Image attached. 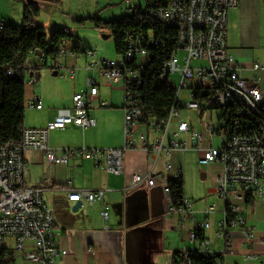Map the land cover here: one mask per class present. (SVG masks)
<instances>
[{"label":"built area","instance_id":"built-area-1","mask_svg":"<svg viewBox=\"0 0 264 264\" xmlns=\"http://www.w3.org/2000/svg\"><path fill=\"white\" fill-rule=\"evenodd\" d=\"M130 2L131 0H124ZM240 0H145L139 7L156 18L166 27L176 30L175 49L164 61L160 76L162 83L177 87V94L168 116L152 119L146 126L154 132L150 138L141 132V115L133 87L143 84L144 67L151 60L150 46L159 45L155 37L139 36L128 42L126 52L117 58L97 56L93 49L76 50L66 42L56 61V69L68 68V75L74 78L76 67H67L61 61L68 55L77 58L84 52L88 58L96 61L87 65V69H99L108 85L121 84L124 91V146L122 148H75L57 150L49 144L51 129L75 125L85 130L95 125L90 115L92 103L99 92V83L94 75L85 80L86 89L73 95L72 106L57 110L54 120L46 127L22 128V139L0 144V243L11 240L13 247L7 248V264H65L69 251L56 241L52 210L43 200L45 188L42 185H27L28 165L25 153L29 149L43 152L50 167L66 165L71 159H90L96 165H107L115 174L123 172V161L128 149L137 147V138L141 147L149 156L146 178L149 188L156 185L157 179L171 203V213H179L180 222L186 219L194 222L189 238L196 243L193 248L184 247L175 257L181 264H194L195 255H200L215 264H224L222 256L232 253V247L217 250L205 230L211 222L195 220L196 211L193 202L182 196L178 205L172 203L166 172L172 164L168 157L174 150L193 148L202 151L200 164L219 162L223 171L217 178L215 194L218 199H227V219H218L216 235L220 239L231 240L230 228H240L249 238L248 245L256 237L255 227L248 224L247 211L250 203L264 196V92L258 75L246 78L243 64L231 53L228 46V13L239 6ZM3 24L0 23V27ZM45 58L40 57V62ZM193 62L199 63L193 65ZM254 73L264 69L260 61L248 66ZM179 76V84L173 83L172 76ZM186 98H181L182 93ZM201 94L210 118L204 123V132L195 129L183 118V110L200 114L201 104L197 95ZM232 98L249 101V108L233 107ZM32 105L42 108V99L33 96ZM106 107L108 103L100 102ZM213 110L221 113L215 119ZM203 116H200L202 118ZM176 128L170 131L173 121ZM189 136V142L181 139ZM217 137L219 147L211 141ZM207 145L204 146V141ZM166 157L164 171L154 173L158 161ZM178 174L175 179H179ZM68 198L71 201H85L88 205L104 202L105 189H71ZM251 201V202H250ZM217 204L208 205L203 213L210 216L217 212ZM101 215L105 221L109 218V207L104 206ZM251 240V243H250ZM260 242L264 244V235ZM15 251L20 255H16ZM247 259L254 260L260 255L253 251Z\"/></svg>","mask_w":264,"mask_h":264},{"label":"crops","instance_id":"crops-1","mask_svg":"<svg viewBox=\"0 0 264 264\" xmlns=\"http://www.w3.org/2000/svg\"><path fill=\"white\" fill-rule=\"evenodd\" d=\"M69 1L75 2L74 5L77 7L70 8ZM86 1L0 0V22L23 23L24 6L29 2H35L41 9L36 19L38 24L46 26L50 31L55 26H66L74 33L77 28L76 19L91 14L92 12L89 11H99L98 0L93 4L90 3V10L83 9ZM131 2L132 0L129 3ZM48 7L51 11L49 13L56 17L55 20L51 14L43 17L42 14ZM71 9L75 10L71 11ZM263 23L264 0H240L239 6L228 13L229 49L243 64L245 69L243 75L246 78L250 79L254 75L260 77L261 89L264 92V69L254 73L248 68L254 61H260L264 65V34L260 29ZM73 44L78 45L80 50H94L90 46L83 48L79 40H74ZM94 51L97 56L102 55L97 50ZM32 55L37 58V55L31 54L28 67H32L38 61H33ZM96 58H88L83 51L77 58L70 55L62 58L61 61L65 62L67 67H76L74 78L69 77L68 68L63 71L56 69L54 59L52 65L49 59L46 61V66L41 67L39 79L35 76L30 77L32 72L26 75L24 127L27 128L46 127L54 120L58 109L71 107L73 95L86 89L85 80L88 75H94L99 83L98 95L90 109L95 125L85 130L72 124L64 128L51 129L49 144L54 149L61 151L82 147L106 149L124 146L123 87L121 86L123 102L109 104L110 98L102 97L103 86L113 89L115 85H108L99 69L86 68L88 64L95 62ZM33 96L42 99L41 109L32 105ZM101 101L107 102L112 108L101 109ZM29 114H34L33 119H29ZM190 123L195 129L204 132V124L201 123L200 126V123L198 125ZM175 128L176 121L171 125L170 131ZM140 131L145 132L150 138L155 137L154 132L146 126H141ZM181 138L189 142L188 135H182ZM137 142L136 148L125 152L123 172L120 174L113 173L105 164L99 166L90 159L82 158L71 159L66 165L57 164L50 167L42 151L29 149L25 153L28 165L26 183L42 185L45 188L43 200L53 212L56 241L68 249L69 255H74L78 264H174L175 253L179 249L196 246V243L189 238L194 222L186 219L181 223L179 213H171V203L160 180L157 179L156 185L149 188L145 176L149 156L141 147L139 136ZM203 145H207L206 139ZM188 150H174L168 157L172 168L166 172L167 180L174 179L178 174L183 175L184 197L193 202V209L196 211L195 220L202 222L208 218L212 221L211 227L205 230V235L211 239L217 250L232 247V237L231 240H224L216 235L218 219L217 216L215 217L216 213L210 216L203 213L205 203L211 201L212 193L215 192L217 178L223 171V165L219 162L200 164L196 162V158L194 163L192 161L195 168L199 165H208L211 184L208 190L201 189L196 194L190 187L188 172L184 167L187 166L188 169L191 166L190 161L186 159L187 153L196 152L195 154L200 157L202 151ZM165 160L166 157L163 156L158 161L154 169L155 174L164 171ZM202 173L205 179V173ZM97 188L105 189L104 202L88 205L85 201H71L68 198L71 189ZM198 198H202V201L197 204ZM78 203L79 208L75 210L74 207ZM216 204L219 207L218 202ZM104 206L109 207L107 221L101 215ZM223 210L220 211L224 213ZM247 216L248 224L255 227L256 237L251 245H243L241 248L245 250L251 247L250 252L260 253L254 260H262L264 244L260 239L264 232L257 231L256 222L264 221V196H259L250 203ZM229 230L231 236L243 235L240 228ZM229 255L238 254L225 253L222 256L224 264H242L238 256L229 257L232 259L226 263V256Z\"/></svg>","mask_w":264,"mask_h":264},{"label":"trees","instance_id":"trees-1","mask_svg":"<svg viewBox=\"0 0 264 264\" xmlns=\"http://www.w3.org/2000/svg\"><path fill=\"white\" fill-rule=\"evenodd\" d=\"M41 9L35 2H29L24 6L22 24H3L0 27V144L22 139V128L25 122V85L28 72L35 73L40 66L28 67L31 54L45 58L46 61L56 59L66 42H70L76 50L81 48L73 44L79 38L69 27L55 26L50 35L46 26L36 22ZM88 20L95 26L111 34L115 40L118 56L126 52L128 42L136 40L139 36L155 37L160 41L159 45L150 46L151 60L144 67L143 84L133 87L135 98L141 110L139 123L147 126L152 119H162L168 116L169 110L176 94L175 86H168L160 80L163 72L164 61L174 52L176 43V30L166 27L156 18L143 11L139 5L134 7L130 15L104 20L97 15L89 18L76 19L75 22L85 24ZM203 116L206 108L202 95L198 94ZM124 105V104H123ZM172 203L178 205L184 195V179H169ZM251 202V201H250ZM8 249L0 246V264L6 263ZM176 255V253H175ZM194 264H215V259L209 261L200 255L193 258ZM174 264H181L175 257Z\"/></svg>","mask_w":264,"mask_h":264},{"label":"rangeland","instance_id":"rangeland-1","mask_svg":"<svg viewBox=\"0 0 264 264\" xmlns=\"http://www.w3.org/2000/svg\"><path fill=\"white\" fill-rule=\"evenodd\" d=\"M76 1V0H74ZM96 2V0H87L86 4L83 5V9L85 10H90V3H94ZM69 6L70 8H72V6H74L75 8L77 7L75 4V2L69 1ZM98 4H99V11L98 12H93V11H89L92 12L91 14L88 15H82L80 18H89V17H94V16H98L99 18H102L104 20H113V19H117L120 17H123L125 15H130L133 13L134 11V7L135 5H144L145 4V0H132L131 3L126 2L124 0H98ZM85 6V7H84ZM75 9H71V11H73ZM50 8L48 7L44 12H43V17H47L49 16L51 13ZM85 13V11H84ZM52 15V14H51ZM53 16V15H52ZM54 17V16H53ZM56 17H54L55 20ZM62 20V19H61ZM63 22L65 21L62 20ZM77 24V28L74 30V33L76 34V36L79 38L78 40L80 41V44L83 46V48H85L86 46H90L93 47L94 50H97L99 54H102L103 56L109 57V58H117L118 54L116 53V46H115V40L113 36H110L108 38H104L102 34L107 33L104 30H101L99 28H97L95 26V24L88 20L85 24H79L77 22H75ZM22 24V23H21ZM54 24V23H53ZM262 29V34H264V23L262 24L261 28ZM51 31L48 29V34L50 35ZM31 59L34 61H37V63H35V65L33 66H40V67H44L43 63L40 62V57L37 56V58L35 56H31ZM32 61V62H33ZM54 60L50 59V64L52 65V62ZM195 64H199L196 62H193V65ZM32 66V67H33ZM172 80L173 83L175 84H179V76L177 74L172 76ZM65 81H68L65 79ZM121 84H116L114 86V88L112 89L111 87H107V86H103L102 87V97L103 98H110L111 102L109 104H115L118 102H123L122 98H121ZM124 93V91H123ZM186 98V94L183 92L181 95V98ZM124 103V102H123ZM108 109V108H112L111 105H108L107 107H101V109ZM97 110V109H95ZM94 110V111H95ZM220 111L219 110H213L212 116L213 118H217L220 115ZM183 118L188 120L189 122H193L194 124L200 123L199 125L201 126L202 124H204L203 122L208 121V119L210 118L209 114H205L202 118L199 117L198 112L196 111H188V110H183ZM34 114H29V119H33ZM175 121V120H174ZM174 121L172 122V125L174 123ZM202 123V124H201ZM182 139V138H181ZM211 144L214 147H219L220 146V141L217 137H214L211 141ZM197 151L193 148H190L188 151ZM196 153V152H195ZM194 152H189L186 154V159L190 161V167L187 166L184 167L185 171L188 172V182L190 184V187H192L193 191L197 194L199 192V190L201 189H205L208 190L209 186L211 185L209 182V170H208V165H199V167L197 166V168H195L194 166V160L196 158V162L198 163V154H195ZM193 161V163H192ZM186 172V174H187ZM202 172L205 173L206 178L203 179L201 177ZM197 204L200 203L202 201V198H198ZM218 202L219 207L215 217L217 216V218H224V213L220 210H222L223 206H224V200L222 199H218L215 193H212V199L210 202L205 203L206 205L204 206V209L208 206V205H212ZM203 209V210H204ZM214 213V214H215ZM212 215V214H211ZM202 217L204 218V216L202 215ZM217 219V221H218ZM205 220V219H204ZM216 221V222H217ZM212 223V221H210ZM256 228L257 231L259 232H264V221L258 220V222H256ZM232 237V248L234 249V254H238V255H229L226 256V263H229V260L232 258L229 257H234V256H238L240 257L239 259L242 261V264H264V256L262 257V260H249L247 259V254L252 250L251 247H249L248 249L242 250L241 246L243 245H247L249 242V238L245 235H240V234H234L231 236ZM253 241V240H252ZM11 240H6L2 243H0L1 247H7V248H12L13 244L11 243ZM251 243V240H250ZM218 246H220V243L218 242ZM16 255H20L18 252L15 251ZM31 264V263H29Z\"/></svg>","mask_w":264,"mask_h":264},{"label":"water","instance_id":"water-1","mask_svg":"<svg viewBox=\"0 0 264 264\" xmlns=\"http://www.w3.org/2000/svg\"><path fill=\"white\" fill-rule=\"evenodd\" d=\"M102 35H103L104 38H108V37L111 36V34H107V33H104ZM36 55L40 56V53H36ZM34 76L36 77V79H39V71H37L36 73H31L30 74V77H34ZM201 177L204 178V174L203 173L201 174ZM79 205L80 204L78 203V205H76L74 207V209L75 210L78 209ZM64 260H65V264H78L77 261L75 260L74 255H67Z\"/></svg>","mask_w":264,"mask_h":264},{"label":"bare ground","instance_id":"bare-ground-1","mask_svg":"<svg viewBox=\"0 0 264 264\" xmlns=\"http://www.w3.org/2000/svg\"><path fill=\"white\" fill-rule=\"evenodd\" d=\"M176 94H177V87H176ZM232 105L233 107L249 108V101H241L240 98H232ZM263 117H264V109H263ZM222 200H224L223 211L225 213V219H227V199H222Z\"/></svg>","mask_w":264,"mask_h":264}]
</instances>
